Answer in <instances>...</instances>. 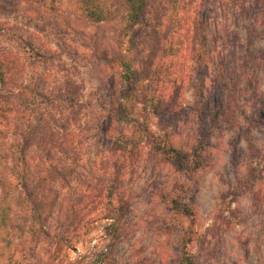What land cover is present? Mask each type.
Returning a JSON list of instances; mask_svg holds the SVG:
<instances>
[{
  "label": "rangeland",
  "instance_id": "1",
  "mask_svg": "<svg viewBox=\"0 0 264 264\" xmlns=\"http://www.w3.org/2000/svg\"><path fill=\"white\" fill-rule=\"evenodd\" d=\"M102 1L111 16L94 21L77 0H0V23L26 37L1 35L0 46L29 57L26 81L52 68L80 93L76 116L63 107L78 144L59 179L39 188V166L21 182L43 193L46 231L30 236L25 258L6 250L0 264H179L189 221L169 199L182 189L195 210V264H264V0H149L134 27L122 0ZM149 55L133 102L120 61L140 71ZM166 142L201 147L203 165L178 168L154 149ZM12 143L44 153L24 123ZM11 238L0 236V251Z\"/></svg>",
  "mask_w": 264,
  "mask_h": 264
},
{
  "label": "trees",
  "instance_id": "2",
  "mask_svg": "<svg viewBox=\"0 0 264 264\" xmlns=\"http://www.w3.org/2000/svg\"><path fill=\"white\" fill-rule=\"evenodd\" d=\"M77 1L82 4L87 16L94 21H103L111 16V11L102 0ZM122 1L127 25L134 27L141 24L147 15L149 0ZM14 33H18L21 40L25 37L24 33L13 31L5 23H0V36ZM28 58L23 51L0 46V236L13 235V238L6 241L0 256H3L4 251L7 250V254H11L9 258H14L17 252L25 258L30 247V236L33 238L37 235L43 236L50 218V214H45L47 207L43 193L23 192V189H20L21 182L32 184L29 183L31 178L29 175L34 167L39 166L47 169L48 179H40L38 187H45L55 182L59 179L61 165H65L70 159V153L78 144L77 135L70 130L72 116L65 113L67 107H72L73 115H77L76 107L80 93L76 83L73 79H68L62 85L55 83L48 74L52 68L41 71L37 67L33 68L38 76L36 81L28 83L26 80L32 66ZM41 58L47 60L45 55ZM154 59V55H149L144 62V68L140 71L133 68L130 59H121V66L125 69L123 75L128 82L126 91L123 92L124 97L132 98L133 102L135 98L142 99L141 92L135 93L137 84L151 75ZM161 101L162 98L156 103L158 109L162 106ZM57 110L60 115L57 114ZM201 120L204 121V117ZM19 123H24L29 136L38 137L43 154H31L29 145L21 146V149L13 143L7 145L9 133ZM202 143L203 140H200L199 144ZM200 148L194 146L185 151L172 142L154 145L155 151L162 158L173 162L187 173H193L203 165ZM20 177L22 181H15ZM185 192V189H182L176 196L170 197L169 203L175 215L187 218L189 221V224L183 228L180 238L179 264H195L189 250V245L194 240L195 210L193 204L185 201ZM20 209L24 210L22 223H19ZM28 213L31 215L30 218L26 216ZM17 232L21 235L18 242Z\"/></svg>",
  "mask_w": 264,
  "mask_h": 264
}]
</instances>
